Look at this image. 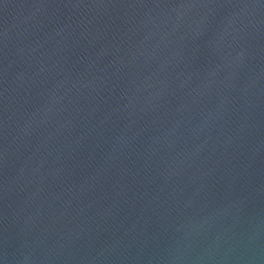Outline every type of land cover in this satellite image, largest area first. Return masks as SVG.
I'll return each instance as SVG.
<instances>
[{
	"label": "water",
	"instance_id": "water-1",
	"mask_svg": "<svg viewBox=\"0 0 264 264\" xmlns=\"http://www.w3.org/2000/svg\"><path fill=\"white\" fill-rule=\"evenodd\" d=\"M0 264H264V0H0Z\"/></svg>",
	"mask_w": 264,
	"mask_h": 264
}]
</instances>
